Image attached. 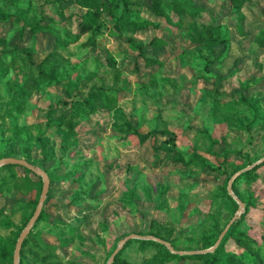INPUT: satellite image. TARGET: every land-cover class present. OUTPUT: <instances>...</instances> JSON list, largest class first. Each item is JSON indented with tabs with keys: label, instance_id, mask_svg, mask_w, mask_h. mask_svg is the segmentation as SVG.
Here are the masks:
<instances>
[{
	"label": "rangeland",
	"instance_id": "374dc122",
	"mask_svg": "<svg viewBox=\"0 0 264 264\" xmlns=\"http://www.w3.org/2000/svg\"><path fill=\"white\" fill-rule=\"evenodd\" d=\"M112 1L121 16L125 0ZM126 1L139 31L120 30L104 12L100 29L76 39L71 15L86 9L75 0H0V12L11 16L0 22V159L25 158L51 175L46 216L32 231L51 244L68 239L61 255L69 264H108L133 233L160 234L177 251L214 246L240 208L229 182L264 157V0H186L201 10L181 16L172 5L182 0ZM40 24L62 36L69 27L74 37L53 48L49 34L30 31ZM208 27L221 44L202 43ZM135 129L158 133L141 142ZM258 166L255 181L234 178L246 206L219 245L222 264L264 262V164ZM3 167L0 247L22 233L25 204H39L42 194L2 189L11 176ZM241 232L250 252L233 237ZM158 251L131 241L120 257L205 264L196 254L161 260Z\"/></svg>",
	"mask_w": 264,
	"mask_h": 264
},
{
	"label": "trees",
	"instance_id": "16d2710c",
	"mask_svg": "<svg viewBox=\"0 0 264 264\" xmlns=\"http://www.w3.org/2000/svg\"><path fill=\"white\" fill-rule=\"evenodd\" d=\"M81 7L86 9L85 13H79L76 15H71V18L75 19L78 21V27H79V32L76 35V39L87 32L90 31H97L98 29L101 28L100 23H98V20L101 16L102 13L108 12L110 13L114 18L117 19L118 22L122 23V27H120V30H124V28H129L131 30L139 31L140 27H138L135 23L130 22V15L128 13V10L130 7H132V3H128V1H124L125 7L124 11L121 16H117V14L114 11L113 7V1L112 0H75ZM172 9L179 11L180 16L182 12H192V13H197L199 10H201V7H196L194 4L191 2H188L186 0L182 1H176L172 5ZM155 10L159 12L157 5L155 6ZM162 13V12H160ZM10 15L6 14L4 12H0V22H7L10 19ZM65 35H60L56 31H53L51 28L48 26H42L37 25V26H31L30 31L34 34L38 31H41L43 33L49 34L51 37H53V48H62L65 46V42L68 39V37L73 38L74 33L71 32L69 27H65ZM25 28H23L22 31L18 32V34L22 37L24 35ZM67 38V39H66ZM5 40L0 38V44H5ZM202 43L205 44H213V45H218L222 43V40L218 35L214 34L213 27H208L207 28V34L205 37L202 38ZM6 48V47H5ZM135 48H139L140 50V55L142 57H146L147 54L143 50L142 47L140 46H135ZM15 49V48H13ZM6 50V49H4ZM8 51H11V49H8ZM25 51V50H24ZM7 55L10 53H6ZM28 57L30 60H33V56L31 55L30 52L27 51ZM4 55V53H3ZM7 55H4L3 58L6 59ZM1 72V70H0ZM42 70L39 71V78L41 80L42 76ZM44 76H47V73H43ZM48 78V77H47ZM37 84L36 80H32L30 85L35 86ZM96 95L94 93L90 94V96L87 98V101L89 103V107L92 108L93 110L95 109L94 101ZM67 103V102H66ZM69 104V103H68ZM55 111H57L58 107L54 108ZM53 109V110H54ZM69 126H72V121L68 122ZM72 129V127H71ZM135 134L139 137L141 142H146L151 136H155L158 131L153 130L147 133H142L138 129H135ZM39 144H43V139L40 136L38 139ZM65 148L68 147V145H64ZM47 155H44V159H47ZM28 160V159H27ZM177 162L180 161L179 159H176ZM30 161V160H28ZM31 162V161H30ZM32 163V162H31ZM264 164V162H263ZM248 165H251V163H248ZM259 167V166H258ZM258 167H255L253 169H250L240 175L236 179L239 180L242 177H246L250 180H256L258 176L257 169ZM4 169L9 170L10 177L8 179H5L2 183L1 188L4 190H10L13 186L14 188H19L20 190H29V192H32L36 190L39 194L42 191V178L37 175L35 172L32 170L21 166V165H5L3 167ZM50 179H51V175ZM24 188H23V187ZM22 193V191H21ZM237 194V192L235 191ZM237 196L243 201V199L237 194ZM33 199L29 200L28 203L25 204V210L26 214L25 215V222L26 224L29 222L31 217L33 216L36 206H37V201H32ZM34 202V205L32 209L30 210V204ZM244 202V201H243ZM5 212L0 209V220L2 219L3 215ZM46 216V212L42 211L41 216ZM59 223L63 224L67 229L73 231V227L71 225L63 223L62 220L56 219ZM16 234V240L20 236V232L15 233ZM41 233L39 232H31L30 235L25 239L23 243V247L21 250V263L24 264L26 261H28V258H31L33 260V264H69L67 259L61 255L63 250L68 246L70 241L68 239H61L59 244H51L45 239H43L40 236ZM141 235H154L156 237H159L161 239H164L162 235L156 234V233H138ZM234 239L236 242L241 245L243 248H245L247 251H251V239L243 232L237 233L234 236ZM16 240L13 239L12 237L6 238L4 241V244L1 245L0 247V264H13L14 263V250H15V244ZM165 240V239H164ZM131 241H138L141 246L147 247L150 245H154L159 248L158 251V256L160 257L161 260L165 261H170L173 259H185L188 258L185 255H178L173 252H171L164 244L154 241V240H146V239H135V240H129L124 247H126ZM167 241V240H166ZM211 246V245H210ZM222 247H219L215 252L213 253H207L205 255L202 254H197V258H202L205 259V264H222ZM121 252L116 256L115 261L113 264H133L131 262H128L124 259H121L120 257ZM229 263L228 264H247L243 263L241 261H237L235 259H228ZM258 263L259 264H264L263 260L258 257ZM148 264H154V263H148Z\"/></svg>",
	"mask_w": 264,
	"mask_h": 264
},
{
	"label": "water",
	"instance_id": "95a60500",
	"mask_svg": "<svg viewBox=\"0 0 264 264\" xmlns=\"http://www.w3.org/2000/svg\"><path fill=\"white\" fill-rule=\"evenodd\" d=\"M263 162H264V157L262 159H260L259 161H257L256 163H253V164L249 165L248 167L244 168L243 170L239 171L229 182V187H228L229 192L234 197V199L240 204L239 211H238L237 215L234 217V220L238 217V215L242 212V210L246 206L245 202H243L237 196L235 191L233 190L232 185H233L234 178L241 175L242 173L250 170V169L255 168L256 166H258L259 164H261ZM9 164L24 166V167L32 170L33 172H35L37 175H39L43 179V189H42V194H41L39 204H38L33 216L29 220L27 226L24 228V230L20 234L19 239L17 241L16 248H15L14 263L13 264H20V257H21V250L23 247V243H24L25 239L28 237V235L30 234V232L33 230L38 218L40 217V215L42 213V210L44 208V205H45V202H46V199L48 197L49 190H50L51 179H50L49 174L46 171L37 167L35 164L31 163L30 161H28L25 158H18V157H12L11 156V157H5V158L0 159V167L5 166V165H9ZM234 220H232L231 223L228 225V227L222 232L220 238L218 239L217 243L214 246H212L208 249H205V250H198V251H192V252L177 251L173 248L171 243H169L168 241H166L164 239L156 237L154 235H141L138 233L130 234L120 241L117 249L114 251V253L110 257L108 264L114 263L116 256L120 253V251L123 249L125 244L129 240H132V239H146V240L158 241V242L164 244L165 246H167L171 250V252L178 253L181 255H185V254H196L197 255V254L212 253L219 247L220 243L222 242L224 236L226 235L229 227L232 225Z\"/></svg>",
	"mask_w": 264,
	"mask_h": 264
}]
</instances>
